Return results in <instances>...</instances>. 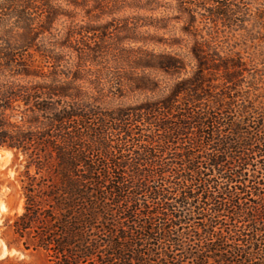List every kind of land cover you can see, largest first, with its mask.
<instances>
[{"label":"trees","instance_id":"trees-1","mask_svg":"<svg viewBox=\"0 0 264 264\" xmlns=\"http://www.w3.org/2000/svg\"><path fill=\"white\" fill-rule=\"evenodd\" d=\"M0 147L42 264H264V0H0Z\"/></svg>","mask_w":264,"mask_h":264},{"label":"rangeland","instance_id":"rangeland-1","mask_svg":"<svg viewBox=\"0 0 264 264\" xmlns=\"http://www.w3.org/2000/svg\"><path fill=\"white\" fill-rule=\"evenodd\" d=\"M5 150L10 155L0 158V248L1 244L5 245L7 253L0 255V264H42V258L38 255H26L19 249L11 248V222L16 214L22 212L24 200L20 191L19 161L15 160L11 150L0 147L3 154Z\"/></svg>","mask_w":264,"mask_h":264},{"label":"water","instance_id":"water-1","mask_svg":"<svg viewBox=\"0 0 264 264\" xmlns=\"http://www.w3.org/2000/svg\"><path fill=\"white\" fill-rule=\"evenodd\" d=\"M5 151H8V150H5ZM3 155H4L3 153H0V158L3 157ZM4 248L7 249V247L5 245L1 244L0 255L2 254V251H3Z\"/></svg>","mask_w":264,"mask_h":264},{"label":"bare ground","instance_id":"bare-ground-1","mask_svg":"<svg viewBox=\"0 0 264 264\" xmlns=\"http://www.w3.org/2000/svg\"><path fill=\"white\" fill-rule=\"evenodd\" d=\"M0 153H2L1 151H0ZM10 155V153H9V151H6V152H4V156H9ZM4 253H7V251H6V249L4 248L3 249V251H2V254L1 255H3ZM12 253V252H11Z\"/></svg>","mask_w":264,"mask_h":264}]
</instances>
